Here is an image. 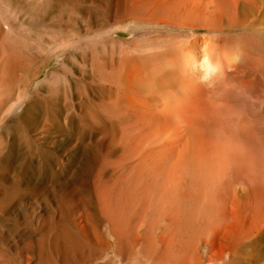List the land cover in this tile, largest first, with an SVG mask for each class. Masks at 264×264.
<instances>
[{"label": "bare ground", "instance_id": "obj_1", "mask_svg": "<svg viewBox=\"0 0 264 264\" xmlns=\"http://www.w3.org/2000/svg\"><path fill=\"white\" fill-rule=\"evenodd\" d=\"M93 11L77 35L92 50L72 105L75 152L61 164L77 240L58 260L6 225L0 264H264V0H93ZM70 35L40 47L56 52ZM4 53L3 76L17 78ZM10 96V108L24 97ZM104 235L110 254L95 263Z\"/></svg>", "mask_w": 264, "mask_h": 264}, {"label": "rangeland", "instance_id": "obj_2", "mask_svg": "<svg viewBox=\"0 0 264 264\" xmlns=\"http://www.w3.org/2000/svg\"><path fill=\"white\" fill-rule=\"evenodd\" d=\"M0 22L2 23V25L0 23V27L5 26L4 22L9 27H1L3 31H0L2 32L0 37L5 32L3 36L5 35L6 39L3 38L6 42L0 38V52H2L0 57L5 56L4 52L9 53L7 56L13 58L15 61L13 64L16 65V61H18L17 68L20 66L19 70L14 66L16 73L18 71V74L21 73L20 75L17 74L20 76L19 78L18 76L15 78L16 74L11 76L12 73L3 76L5 74L2 72L4 70L3 64L0 65L1 88L3 89L7 85L6 88L9 89L13 85L11 89L18 90L12 91L11 95L9 94L10 90L4 89L1 92L3 94L7 92V94L5 96L1 93L3 99H0L1 101L4 100L2 102L5 108L3 110L1 107L0 109L2 111L0 113V202L5 203L6 199V201L12 202L14 206L11 210L4 207L3 209L7 210L0 212V218H2L0 222L6 223L3 224L4 228L3 226L0 228V231L4 230V235L0 232V241L5 235L8 237L10 230L5 228L8 225L9 227L13 225L14 227H12L16 229H12V232H16L13 234L20 241V244L28 241L36 250L40 251L41 248L39 247H42L44 251L50 249L49 253L46 251L48 254L43 253V255L51 256V258L57 257L59 260V256L65 248V243L62 242L70 240L71 242L68 241L66 244H73L78 235V228L74 227L77 224L75 222L77 217L74 215L78 213L77 195L75 191L72 192L73 194L69 191H73L74 188L67 189L65 192L61 191V164L69 162L75 152L73 138H71L76 124V120L74 121L75 118H73L75 116H72L73 106L76 104L80 81L82 80L84 83L89 81L88 70L92 45L88 39L81 37L78 39L77 35L82 34L81 32L90 31L95 23L93 0H0ZM127 27L126 25L118 31L124 36H129ZM64 33H71L74 36H70L76 37L77 40L69 39L68 36L65 37L69 39V42L71 40L73 42L62 47L61 50L53 51V54H46L44 49L40 47L43 40L51 42ZM78 43H80V47ZM77 45L78 48L75 47ZM4 48L5 50L9 48L10 51H3ZM14 67L11 68V72L15 70ZM9 73L10 71L6 74ZM33 76L34 78H32ZM21 77L27 81L26 87L23 85L26 82L21 83L23 81ZM14 78L17 79L15 81H18V86L21 84L25 89L21 86H19L21 89L16 87V82H13ZM17 94H23L24 97L17 107L10 108L11 100L8 98L11 95L12 99ZM67 95L72 104H68L70 101L66 100ZM64 102L68 106H64ZM7 104L8 106H6ZM67 107H70V110ZM65 109L69 112L63 111ZM70 111L71 115H68L66 124L68 128H65L63 116L66 112L70 114ZM69 138L72 140L70 141ZM71 147L72 149H70ZM9 196H12V200ZM75 199L76 201H74ZM1 203L0 206L3 205ZM68 207L71 212L68 211ZM9 210L13 217L10 216ZM64 211L65 213L68 212L64 214ZM12 212H15V215ZM60 215L66 218L64 219ZM70 217L74 219L72 218V221L68 222ZM61 219L65 224L64 222L61 224ZM8 222L10 223L8 224ZM65 225L74 230L70 228L71 232H64ZM89 226L87 224V230L89 229L90 233L86 231V234L92 236ZM20 233L22 238L19 236ZM6 237L3 240H6ZM73 237L75 238L74 241ZM106 239L108 237L104 235V241L100 245L103 253L99 257L101 259L94 260L95 263L106 260L110 254L109 248L107 249V246L104 245ZM37 244H39L38 247ZM61 246L62 248H60ZM108 262L111 263L112 261L109 260Z\"/></svg>", "mask_w": 264, "mask_h": 264}]
</instances>
